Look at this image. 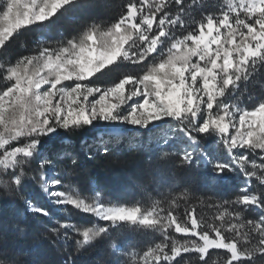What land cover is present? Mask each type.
Listing matches in <instances>:
<instances>
[{
    "label": "snow or ice",
    "instance_id": "snow-or-ice-1",
    "mask_svg": "<svg viewBox=\"0 0 264 264\" xmlns=\"http://www.w3.org/2000/svg\"><path fill=\"white\" fill-rule=\"evenodd\" d=\"M205 3L0 0V264H46L29 259L45 248L57 264H264V0H226L212 11ZM70 5L88 13L75 18L74 31L8 54L23 31ZM124 62L136 70L108 84L92 80ZM98 122L151 125L155 133L148 141L136 135L134 144L124 132L100 134L101 156L154 146L157 161H173L130 178L140 192L131 205L113 200L99 178L87 195L91 177L82 181L71 137ZM60 132L67 143L47 147ZM178 136L186 143L177 148ZM208 136L226 160L208 155ZM205 159L212 182L237 168L245 177L234 199L207 197L210 217L198 211L205 198L191 196L177 171ZM33 190L52 208L93 219L56 218ZM121 229L159 240L140 247Z\"/></svg>",
    "mask_w": 264,
    "mask_h": 264
},
{
    "label": "trees",
    "instance_id": "trees-1",
    "mask_svg": "<svg viewBox=\"0 0 264 264\" xmlns=\"http://www.w3.org/2000/svg\"><path fill=\"white\" fill-rule=\"evenodd\" d=\"M114 3H119L120 0H113ZM226 2V0H206L204 10H215L216 4ZM67 11L61 9L51 20H47L42 24H35L30 29L25 30L22 34L10 42L8 46V54L16 56L18 54H27L25 48L21 45H26L27 49H32L37 46L38 42L48 41L54 39L61 31L65 34L71 33L76 27L77 20L75 18H83L86 14L85 11L76 5L66 6ZM196 14H199V9L196 10ZM4 55L0 54V59H4ZM135 65H130L127 62L122 64L117 63L111 66V70L105 69L103 73H97L92 80L99 84H108L119 78L120 73L124 71H135ZM101 129L96 126H90L80 132H77L71 137V146L81 158V178L82 181L89 174L91 180L88 185L85 184L87 195L90 197L95 189L97 178L103 182L104 186L112 195V199H120L127 202L129 205L134 203L140 198V192L130 182V178L134 179V176H138L142 179H146L149 171L166 170L171 167L173 161H157L155 159L156 149L154 146L148 149H142L139 153L124 151V155L119 158L113 156L103 157L95 149L94 141L98 135H100ZM126 140L131 144L136 143L135 136L138 135L142 141H148L155 133L141 131L138 134L125 133ZM108 135V134H103ZM119 134H112L116 136ZM61 136H66L65 133L60 132L59 136L55 137L52 141H49L47 147L52 148L54 145L67 143V140H61ZM181 140L186 142L184 137ZM87 142V145L85 144ZM206 148L208 155L214 159V147L216 146L215 137L208 136L202 141ZM183 145L181 142H173L174 147H180ZM124 149V144L119 146ZM221 152L223 160L227 159L225 151L217 148ZM93 152L95 154L93 159H87L86 153ZM152 157L151 165H147V157ZM178 175L182 178V183L185 185H191V196L204 197L205 202L200 203L198 211H203L205 215L211 216L215 209L207 207V197L221 198V199H234L236 192L243 185L245 177L243 173L237 168L232 172L224 174L223 179H217L212 182L209 178L214 175L211 164L206 160H202L199 167L196 169H178ZM31 195L37 199L43 206L49 207L56 218L63 216H70L75 222L90 223L92 217L77 213L73 209L62 210L52 208L50 204L43 198V196L36 190H33ZM151 201L145 200L144 203L148 204ZM193 203H197L196 200H192ZM247 215V214H246ZM33 223L35 221L33 220ZM123 237H129L135 240L140 247H143L147 241L159 240L158 234L154 233H132L127 229L119 230ZM115 235V233H114ZM30 261L41 260L46 264H57V256L55 250L51 248H45L39 253L38 256L29 257Z\"/></svg>",
    "mask_w": 264,
    "mask_h": 264
},
{
    "label": "rangeland",
    "instance_id": "rangeland-1",
    "mask_svg": "<svg viewBox=\"0 0 264 264\" xmlns=\"http://www.w3.org/2000/svg\"><path fill=\"white\" fill-rule=\"evenodd\" d=\"M93 126H96L97 128L101 129V133L100 134H108V135H112V134H120L121 132L124 133H134V134H138L141 131H147V132H152V126L150 125L148 129H136L131 125H119V124H108V123H104V122H98V123H94ZM157 126L158 127H162V122H157ZM182 136H178L175 137L173 139V142L177 143V142H181L182 144H185L186 142H184L183 140H181ZM218 147H214V153H213V157L214 159H222L221 156V152L217 149Z\"/></svg>",
    "mask_w": 264,
    "mask_h": 264
},
{
    "label": "built area",
    "instance_id": "built-area-1",
    "mask_svg": "<svg viewBox=\"0 0 264 264\" xmlns=\"http://www.w3.org/2000/svg\"><path fill=\"white\" fill-rule=\"evenodd\" d=\"M207 161V160H206Z\"/></svg>",
    "mask_w": 264,
    "mask_h": 264
}]
</instances>
